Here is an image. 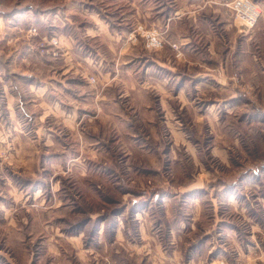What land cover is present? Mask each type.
<instances>
[{"label": "rangeland", "instance_id": "rangeland-1", "mask_svg": "<svg viewBox=\"0 0 264 264\" xmlns=\"http://www.w3.org/2000/svg\"><path fill=\"white\" fill-rule=\"evenodd\" d=\"M130 2L0 0V18L7 25L0 52L7 54V86L15 91L13 100L7 95V134L2 119L6 110L0 111V145H7L0 152V264H153L154 260L163 264L160 249L166 250V259H161L166 264H187L185 257L173 255L170 245L159 248V242H170V229L179 224L184 226L183 241L201 234V218L193 211L196 198L200 207H209L202 225L211 227L215 214L230 216L224 206L211 209L219 191L233 186L248 194L253 204L254 191L264 193V88L244 82L239 70L230 76L228 95H236L233 102L222 99L215 104L217 94L205 90L203 100L192 102L188 96L190 109L180 111L176 102L171 116L159 109L156 118H150L152 105L143 102L145 96L139 102L124 90L118 103L121 116L115 119V107L109 104L106 129H87V119L79 114L74 130L62 128L51 118L39 120L43 111L36 108V118L25 122L32 100L20 95L21 69L35 61L36 54H61L58 38L45 29L51 15L59 10L83 25L91 22L85 6H93L117 22L130 18ZM119 5L123 9L118 10ZM235 22L241 30L257 25L249 29ZM123 27L131 30L129 42L144 41L146 47L141 32L155 30L163 47L166 44L158 30L143 23ZM172 47L178 52L177 44ZM28 48L34 54H24ZM5 54L0 53L1 62ZM62 54L68 56L67 51ZM91 78L95 84L96 78L94 82ZM222 95L229 100L226 91ZM24 126L28 132L23 134ZM251 175L258 177L250 186L241 183ZM190 186L197 191L176 194ZM165 187L172 196L162 200ZM258 214L257 210L252 216ZM236 216L242 218L237 211L230 217ZM209 261L226 264L211 256Z\"/></svg>", "mask_w": 264, "mask_h": 264}, {"label": "crops", "instance_id": "crops-1", "mask_svg": "<svg viewBox=\"0 0 264 264\" xmlns=\"http://www.w3.org/2000/svg\"><path fill=\"white\" fill-rule=\"evenodd\" d=\"M232 1L131 0V8H127L131 10L130 18L122 17L117 22L102 14L99 8L85 6L91 22L83 25L72 22L70 16L60 15L58 10L51 15L45 29L58 38L61 54L58 57H38L36 54L35 61L21 69L20 95L30 96L32 100L22 122L23 118L25 122L26 118L33 121L36 118L33 109L36 108L43 111L39 120L51 118L63 125L62 128L74 130L79 114L84 121L87 119V129L102 126L106 129L109 104H113L111 108L115 107L114 118L121 116L118 112L123 109L118 103L124 90L133 93L139 102L142 101L140 96H145L143 102L152 105L150 118H156L159 109L171 116V106L176 102L181 104V111L190 104L189 95L192 102L203 100L205 90L217 94L213 98L215 104L221 103L222 99L233 102L236 95L230 96L228 92L230 76L235 70L242 72L247 84L264 88V0H254L262 10V16L251 30L236 26L234 13L228 7ZM120 7L118 10L123 9ZM34 18L42 21L41 17ZM43 18L48 19L46 15ZM129 21L158 30L166 42L164 47L149 51L144 41L139 44L127 41L131 30L124 28L123 23L127 25ZM6 35V21L0 18V41ZM172 44H177L179 56ZM63 51H67L68 56L62 54ZM0 53L4 55L5 51ZM24 54L34 52L28 48ZM5 55L3 62L0 59V111L6 110L2 119L5 124L3 132L7 134V95L10 94L13 100L15 91L11 84L7 86ZM90 77L96 78L97 82L91 83ZM224 91L229 100L219 97ZM152 94L158 99L154 100ZM21 129L20 133L24 134L28 128ZM36 132L38 134L39 130ZM4 149L7 145L4 148L0 145V152ZM254 174L258 171L255 170ZM257 177L251 175L240 181L250 186ZM195 191V187L190 186L186 192L176 194L190 195ZM254 192L256 195L252 197L256 202L253 204L248 202V194L235 190L233 186L227 191H219L215 200L211 198L212 211L224 206L230 216L237 211L242 218L215 214L211 227L202 225L205 222L203 213L209 207H200L201 202L196 198L193 211L201 218V234L189 242L183 241L184 226L179 224L170 229V242L161 240L159 248L170 245L173 255L181 259L185 257L187 264H210V256L213 261L223 259L226 264H264V193L262 190ZM171 194L172 191L166 188L160 197L166 200ZM257 210L259 217H253ZM158 255L160 262L166 264L163 262L166 250L160 249ZM154 261L153 264H157V260Z\"/></svg>", "mask_w": 264, "mask_h": 264}, {"label": "built area", "instance_id": "built-area-1", "mask_svg": "<svg viewBox=\"0 0 264 264\" xmlns=\"http://www.w3.org/2000/svg\"><path fill=\"white\" fill-rule=\"evenodd\" d=\"M228 6L234 12L235 19L238 20L243 27L249 29L257 24L262 15L261 10L253 0H234ZM141 34L146 40V47L148 49H160L163 47V41L155 30H143ZM91 81L94 82L95 79L91 78Z\"/></svg>", "mask_w": 264, "mask_h": 264}]
</instances>
